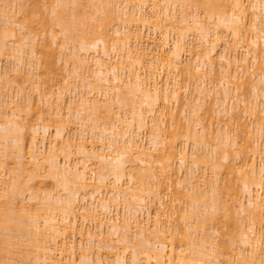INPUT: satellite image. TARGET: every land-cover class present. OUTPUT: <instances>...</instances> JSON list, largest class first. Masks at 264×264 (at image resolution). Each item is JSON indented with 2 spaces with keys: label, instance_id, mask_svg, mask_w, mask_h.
<instances>
[{
  "label": "bare ground",
  "instance_id": "6f19581e",
  "mask_svg": "<svg viewBox=\"0 0 264 264\" xmlns=\"http://www.w3.org/2000/svg\"><path fill=\"white\" fill-rule=\"evenodd\" d=\"M0 43V264H264V0H0Z\"/></svg>",
  "mask_w": 264,
  "mask_h": 264
},
{
  "label": "rangeland",
  "instance_id": "374dc122",
  "mask_svg": "<svg viewBox=\"0 0 264 264\" xmlns=\"http://www.w3.org/2000/svg\"><path fill=\"white\" fill-rule=\"evenodd\" d=\"M2 1H3V0H2ZM48 6H49V4L43 6V11H44V10H45V12L47 11L46 13H48L49 10L51 11L50 7H48ZM46 7H47V8H46ZM48 8H49V9H48ZM46 9H47V10H46ZM50 11H49V13H50ZM49 13H48V15L46 14V17H47V18L50 17V16H49ZM113 20H114V19H111V23H112ZM111 23H110V25H111ZM114 23H115V20H114V22L112 23V24H113V27H114ZM8 25H9V26H12V24L10 25V23H9ZM8 25H7V26H8ZM13 26H14V24H13ZM15 26L17 27V25H15ZM111 26H112V25H111ZM109 27H110V26H109ZM110 29H111V31H113V28H112V27H110ZM23 31H25V29H24ZM42 32L44 33V31H42ZM43 33H42V35L40 34V36H41L42 38H47L48 36L45 37L46 34L44 35ZM43 36H44V37H43ZM8 38H9V36H8ZM60 38H62V36H60ZM53 45H54V46H57V45H55V43H54ZM0 46L2 47V44H1V43H0ZM58 46H59V45H58ZM57 48H59V47H57ZM186 56H187V55H186ZM0 57L3 58V61H1V62H2L1 65H5V63H7V56L2 54V55H0ZM183 58H184L185 60H188V56L185 58V54L183 55ZM189 60H190V59H189ZM59 66H60V65H59ZM63 66H64V64H62L60 67L63 69ZM62 71H63V70H62ZM62 71H61L59 74L57 73L58 75L55 76L54 78H52L51 81L49 80V81L51 82L50 84H53V83H55V82H58V80L61 81V79H60L61 77H60V76H63ZM11 72H12V70H11ZM18 73H19L18 71H17V72L15 71V72H14V75H15V74H18ZM11 74H13V73H11ZM14 75H13V76H14ZM19 76H20V75H19ZM19 79H20V81H21L23 78L19 77ZM19 79H18V81H16V82L19 83V82H20ZM181 79H182V77H181ZM16 82H15V83H16ZM21 82H22V81H21ZM21 82H20V83H21ZM52 82H53V83H52ZM62 82H63V80H62ZM18 83H17V84H18ZM24 83H25V82H24ZM24 83L22 82L21 84H24ZM25 85H26V84H25ZM54 86H55V84H54ZM56 86H57V85H56ZM249 90H250V89H249ZM249 92H251V90H250ZM202 113L204 114L205 111H203ZM24 117H25V120H26V115H24ZM27 117H28V116H27ZM27 119H28V118H27ZM26 121H27V120H26ZM52 131H53V128H51L49 136L52 134ZM42 173H45V170H44V171L42 170ZM43 180H44V182L46 183V185H47L48 187L51 186V184H50V183H51V180H50L49 178H44V177H43ZM24 201H25V200H24ZM26 201H27V200H26ZM26 201H25V202H26ZM28 201H29V200H28ZM28 201H27V203H28ZM29 202H32V201L30 200ZM211 225H212V224H211ZM208 226H209V225H208ZM210 227H211V226L208 227L209 233H207V234H210L211 231H212V228H210ZM212 227H213V226H212ZM229 228H230V227H229ZM231 228H232V231L236 234V233H237L236 231L239 230V225H238V230L235 229L236 231L234 230V228H236V227H234V226L232 227V226H231ZM210 230H211V231H210ZM198 234H199V233H198ZM210 235H211V238H212V239L217 238V240H219V241H220V239H221V238H220V237H221V234L216 233L215 235H217V236L214 237L215 235H213V232H212ZM212 236H213V237H212ZM214 240H216V239H214ZM217 240H216V241H217ZM231 245H232V244H231ZM231 248H232V247H230L231 252H234L235 250H234L233 248H232V249H233V250H232Z\"/></svg>",
  "mask_w": 264,
  "mask_h": 264
}]
</instances>
